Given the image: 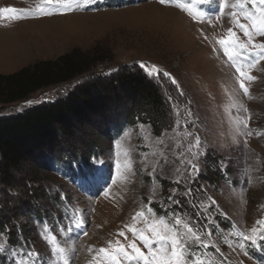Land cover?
Listing matches in <instances>:
<instances>
[{
  "label": "rangeland",
  "instance_id": "1",
  "mask_svg": "<svg viewBox=\"0 0 264 264\" xmlns=\"http://www.w3.org/2000/svg\"><path fill=\"white\" fill-rule=\"evenodd\" d=\"M98 1L103 5L107 0ZM235 2L226 0L229 5ZM96 3L66 15L34 17L38 8L49 7L44 0H0V74H12L36 62L55 60L72 49L90 52L97 48L106 52L107 60L100 68L109 70L140 69L141 62L149 66L155 64L169 71L179 84L177 89L163 77V84L157 83L170 125L156 134L149 124L145 123L144 129L137 124L109 141L97 137L99 123L96 121L92 126L76 129L71 139H62V148L82 151L97 146L100 154L98 159H92V165L93 169L98 168V174L94 179L77 183L64 171L52 168L43 174L41 183L46 199L34 200L30 195L18 193L14 186L0 183V205L3 199L6 206L20 200L25 203L20 212L7 211L0 221L19 224L26 230L25 234H20L18 228L16 244L0 235V246L4 249L0 257L6 264H13L14 260L19 264H31L26 252L32 250L40 253L43 264H101L103 254H98V249H108L109 242L113 247L117 241L125 246L135 242L142 251H147L139 239L133 240L126 225L143 229L146 227L143 219L152 217L174 225L173 213H177L182 224L190 223L209 243L207 249H193V255L199 257L202 264H240V261L264 264V260L252 259L250 249L258 247H247V255L238 248V233H247L256 226V221L264 220V60L255 67H244L247 75L255 77L252 81L244 80L248 88L245 95L239 87L241 77L217 43L227 36L229 28L236 32L238 43H247V38L228 15L233 9L226 7L221 16L220 0L203 3L200 0H167L165 4L147 0L132 6L104 9H97ZM6 7L15 12L3 13ZM159 7L184 16L187 26L166 31ZM248 7L250 10V5ZM237 19L240 23H249L242 16ZM253 43L264 44V37L256 36ZM254 51L248 47L247 52ZM253 59L255 56H249L248 61L238 63L243 67ZM79 83L50 87L24 102L0 106V116L55 101ZM176 109H179V116ZM188 112L192 113L191 118ZM245 120L248 121L247 129L243 128ZM186 131L200 137L207 155L201 158L202 172L196 181L201 187L193 186L194 195L177 194L181 202L173 204L167 197L177 187L175 181H181V190L187 187L182 176L175 172L176 168L183 172L184 165L177 157L181 151L187 155L188 140L192 139L184 136ZM249 131L253 135H246ZM117 160L121 164L120 173L116 171ZM165 160L169 163L164 164ZM129 161L130 169L125 170L123 166ZM221 162L227 166L226 172L221 171ZM215 163L218 181L213 178ZM153 167L156 173L150 175ZM87 172L79 173L86 175ZM27 181L23 173L17 176L15 184ZM29 184L35 194V185ZM105 191L110 193L108 197ZM12 192L16 195H11ZM208 197L216 203L212 204ZM37 204L45 210L41 219L29 214ZM138 211H143L145 217L133 221ZM80 220L85 221L83 227H75ZM85 230L87 235L83 234ZM121 231L127 239L117 235ZM180 231H183L182 226ZM209 231L212 232L210 237ZM53 236L55 242L49 243ZM54 247L62 248L63 254L53 252Z\"/></svg>",
  "mask_w": 264,
  "mask_h": 264
},
{
  "label": "trees",
  "instance_id": "2",
  "mask_svg": "<svg viewBox=\"0 0 264 264\" xmlns=\"http://www.w3.org/2000/svg\"><path fill=\"white\" fill-rule=\"evenodd\" d=\"M122 1L107 0L103 5L99 2L96 3L97 9L118 7ZM107 56L106 52L97 48L90 52L72 49L55 60L36 62L12 74H0L1 107L24 102L50 87L80 82L55 101L0 116L2 186H14L21 195L43 200L47 198L41 184L46 171L53 168L76 174L83 168L90 169L92 159H98L100 154L97 146L73 151L62 148V139H71L76 129L92 126L95 121L99 123L97 137L107 141L120 137L125 129L141 123L149 124L156 134L168 128L171 120L157 83L147 79L137 68H116V72L109 73L107 67L100 68ZM104 70L109 74L101 75ZM75 163L77 166L73 167ZM213 168V178L218 181V165L215 163ZM23 173L27 175L28 181L16 185L17 176ZM29 182L35 185V194ZM12 204L6 206L3 199L0 220L7 211L20 212L25 206L22 200ZM30 210L29 214L35 219L45 215V210L38 204ZM9 224L11 232L6 240L16 244L18 227ZM3 225L6 223L0 221V226ZM19 230L20 234L26 232L21 225ZM260 244L264 245V242ZM250 253L252 259L261 261L264 248L250 249ZM0 264H6L3 257H0Z\"/></svg>",
  "mask_w": 264,
  "mask_h": 264
},
{
  "label": "snow or ice",
  "instance_id": "3",
  "mask_svg": "<svg viewBox=\"0 0 264 264\" xmlns=\"http://www.w3.org/2000/svg\"><path fill=\"white\" fill-rule=\"evenodd\" d=\"M97 0H44L48 8H38L34 17L37 16H51L53 14L66 15L75 10H83L95 4ZM161 4H165L167 0H159ZM201 3L205 0H200ZM250 5V10L249 6ZM230 7L233 11L229 12L228 15L232 18L234 25L244 34L247 38V43H238V37L236 32L232 28L228 29L227 36L223 39L217 41L223 49L224 55L233 63L236 68V72L241 77L239 87L243 90L244 94L247 95L248 88L245 86L244 80L252 81L255 79L253 76L247 75L244 71V67H255L260 60H264V44L253 43L256 36L264 37V0H236L233 4H226V0H220L219 3V14L222 16L225 13V8ZM55 9V12L53 11ZM3 13H14L15 10L12 8H4ZM18 14V13H17ZM191 15V13H189ZM203 16L202 13H200ZM242 16L248 24L240 23L238 17ZM219 18V17H218ZM255 50L254 52H247L248 47ZM247 53V54H245ZM249 56H255V59L251 60L249 63L245 64L243 67L238 61H248ZM139 68L144 71L145 77L151 81H155L158 84H163V78H166L171 85L179 88L177 80L173 75L166 70H163L156 66L155 64L149 66L143 62L139 64ZM116 68H111L109 73L116 72ZM105 73V75L109 74ZM183 95V93H181ZM168 99L171 101V97ZM31 103V102H29ZM176 115L179 116V109H176ZM187 116L191 118L192 113L188 112ZM188 120H185V125L188 124ZM179 121L177 120V124ZM141 129H144L146 125L140 124ZM243 128H248V121H243ZM185 137L191 136L192 139L188 140L187 145V155L185 152L181 151L178 154V161L180 164L184 165L183 172L181 173L180 168H176L175 172L177 175L182 176L183 183L187 187L183 190L180 188L181 181L176 180L175 184L177 187L172 189L171 195L167 197V200L173 204L180 203L181 201L177 199V194L181 196L194 195L193 186L200 188L201 186L196 183L200 178L202 168V157L207 155V149L204 148L202 141L198 135H194L191 132H184ZM163 135V133H162ZM246 135H253L252 132H246ZM169 163L167 160L164 164ZM221 171L226 172V165L221 162ZM124 169H130V161L124 164ZM161 171H163V165L160 166ZM117 173L121 172V164L119 160L116 162ZM156 167H153L152 173L150 175H155ZM110 179H113L110 177ZM107 187V186H105ZM11 195L15 196L16 193L12 192ZM109 192L105 191V197L109 196ZM211 200V197H208ZM212 204H215V200H211ZM152 209L149 207L148 212L151 213ZM207 211V209H205ZM175 218L174 225L168 224L164 219L158 217H152L151 219H143V223L146 225L143 229H136L134 227L125 226L128 231L132 232L133 240L139 239L144 249L147 251H142L141 247L137 246L135 242H129L127 246L120 244L117 241L115 247L109 242V248H99L98 254H103L101 264H202L199 257L193 255V249H207L209 248V243L207 239L201 235L197 228L191 226L190 223H183L179 214L173 213ZM197 215H203V213H197ZM145 217L143 211H138L132 217L133 221L140 220ZM85 221L80 220L75 224V227H83ZM183 227V231H180V227ZM19 228V224H17ZM45 231L48 230V225L45 224ZM210 227V225H209ZM11 232V225L6 224L0 226V235L9 236ZM87 235V231L83 232ZM118 236H124L125 232L121 231L117 234ZM212 232H208L210 237ZM240 240L238 241V248L244 254L247 255L246 248L249 246L264 248V245L260 244V241H264V220L256 221V226L248 230L247 233H238ZM55 237H51L49 243H54ZM247 242V243H246ZM155 245V247H153ZM23 247V246H22ZM130 249V251L128 250ZM3 247L0 246V251H3ZM217 252L220 251L219 248L216 249ZM59 251L63 254L62 248H53V252ZM91 251V249H90ZM27 257L30 258L31 264H43L40 259V253L36 251L29 250L26 252ZM95 259V257H94ZM13 264H19L17 261H13ZM66 264V262H65ZM243 264V261H240Z\"/></svg>",
  "mask_w": 264,
  "mask_h": 264
},
{
  "label": "bare ground",
  "instance_id": "4",
  "mask_svg": "<svg viewBox=\"0 0 264 264\" xmlns=\"http://www.w3.org/2000/svg\"><path fill=\"white\" fill-rule=\"evenodd\" d=\"M159 9H160L159 12L161 13L160 15H162V19H163V20L161 19V21L164 24L167 25L166 28L168 30H166V31H169V32L170 31H173L175 28L177 29V27H179L181 25L182 26H187V24H186L187 23V20L185 18H183L184 16L182 17L177 12L172 11V10H168V8L163 9V8H160L159 7ZM177 35H178V33H177ZM181 35H183V34L181 33Z\"/></svg>",
  "mask_w": 264,
  "mask_h": 264
}]
</instances>
